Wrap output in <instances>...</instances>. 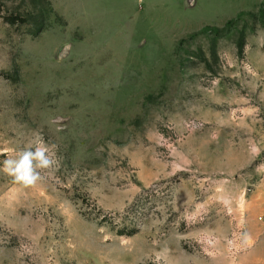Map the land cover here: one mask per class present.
<instances>
[{"label": "rangeland", "instance_id": "374dc122", "mask_svg": "<svg viewBox=\"0 0 264 264\" xmlns=\"http://www.w3.org/2000/svg\"><path fill=\"white\" fill-rule=\"evenodd\" d=\"M263 177L264 0H0V264H242Z\"/></svg>", "mask_w": 264, "mask_h": 264}, {"label": "crops", "instance_id": "0c3cea01", "mask_svg": "<svg viewBox=\"0 0 264 264\" xmlns=\"http://www.w3.org/2000/svg\"><path fill=\"white\" fill-rule=\"evenodd\" d=\"M189 0H186L188 4ZM248 219L244 233L242 264H264V177L253 189L249 199ZM258 216L261 219H258Z\"/></svg>", "mask_w": 264, "mask_h": 264}, {"label": "clouds", "instance_id": "9594fccd", "mask_svg": "<svg viewBox=\"0 0 264 264\" xmlns=\"http://www.w3.org/2000/svg\"><path fill=\"white\" fill-rule=\"evenodd\" d=\"M45 151L43 146H38L35 150L23 152L17 160H6L4 171L15 175L19 181L33 183L38 178L34 167H47L51 163Z\"/></svg>", "mask_w": 264, "mask_h": 264}]
</instances>
